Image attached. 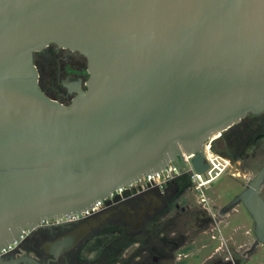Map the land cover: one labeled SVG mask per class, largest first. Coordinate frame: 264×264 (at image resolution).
<instances>
[{
	"label": "water",
	"instance_id": "1",
	"mask_svg": "<svg viewBox=\"0 0 264 264\" xmlns=\"http://www.w3.org/2000/svg\"><path fill=\"white\" fill-rule=\"evenodd\" d=\"M51 44L87 59L69 105L39 84ZM263 112L264 0H0V250L182 150L204 172L209 136ZM263 186L264 167L228 206L262 245Z\"/></svg>",
	"mask_w": 264,
	"mask_h": 264
},
{
	"label": "flooded vegetation",
	"instance_id": "2",
	"mask_svg": "<svg viewBox=\"0 0 264 264\" xmlns=\"http://www.w3.org/2000/svg\"><path fill=\"white\" fill-rule=\"evenodd\" d=\"M34 63L40 87L51 99L69 105L76 85L86 91L83 55L51 44L35 53ZM217 145L233 164L263 159V168L264 112L247 114ZM196 195L187 185L171 186L77 222H41L0 255V264H264V245L257 242L244 205L228 207L234 198L213 205L209 196L199 204ZM188 213L192 218L182 220ZM235 215L241 220L234 224Z\"/></svg>",
	"mask_w": 264,
	"mask_h": 264
},
{
	"label": "built area",
	"instance_id": "3",
	"mask_svg": "<svg viewBox=\"0 0 264 264\" xmlns=\"http://www.w3.org/2000/svg\"><path fill=\"white\" fill-rule=\"evenodd\" d=\"M228 130L214 132L204 142L203 154L205 157V162L208 165L204 172H197L193 165V160L195 159L197 152L195 151L193 153H189L182 150V156L177 157L178 163L177 161H171L161 171L150 173L129 185L118 188L108 197L103 200H99L92 207L80 214L55 220H82L96 213L99 214L104 210H109L121 203L134 200L145 193L163 192L166 188L171 186L182 187L187 185L189 189L194 190L197 194H199L202 199L206 198L205 191L209 189L216 181L228 175L233 165V162L229 157L224 156L216 151L217 142ZM182 158L184 159L185 163L183 162ZM25 231H23V233ZM18 243L19 242H16L5 247L4 249H1L0 255L12 250L15 246H17Z\"/></svg>",
	"mask_w": 264,
	"mask_h": 264
},
{
	"label": "rangeland",
	"instance_id": "4",
	"mask_svg": "<svg viewBox=\"0 0 264 264\" xmlns=\"http://www.w3.org/2000/svg\"><path fill=\"white\" fill-rule=\"evenodd\" d=\"M216 151L224 156L226 153L223 151L220 145H216ZM261 163H260V161ZM254 160L252 162L249 161H238L232 165L230 171V178L227 176L222 177L220 180L216 181L209 189L205 191L206 196L210 197L212 204H226L229 200L233 199L236 194L241 192L246 188L249 181H251L257 172L262 167L263 159ZM239 175V176H238ZM174 189V188H173ZM197 194V193H196ZM197 201L200 204V195L197 194ZM186 204L181 201V206H185ZM212 205V206H213ZM199 211H202L199 209ZM198 213V212H197ZM242 215V214H240ZM247 221L250 224V232L253 230V222L252 219L246 213ZM192 218L191 214L188 213L184 217L182 216V220H190ZM241 220L240 217L234 216L233 221L239 222ZM130 264H133L130 263Z\"/></svg>",
	"mask_w": 264,
	"mask_h": 264
},
{
	"label": "trees",
	"instance_id": "5",
	"mask_svg": "<svg viewBox=\"0 0 264 264\" xmlns=\"http://www.w3.org/2000/svg\"><path fill=\"white\" fill-rule=\"evenodd\" d=\"M50 98V97H49Z\"/></svg>",
	"mask_w": 264,
	"mask_h": 264
}]
</instances>
